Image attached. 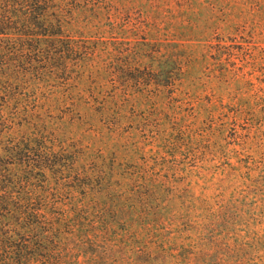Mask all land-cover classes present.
Wrapping results in <instances>:
<instances>
[{
  "label": "rangeland",
  "instance_id": "1",
  "mask_svg": "<svg viewBox=\"0 0 264 264\" xmlns=\"http://www.w3.org/2000/svg\"><path fill=\"white\" fill-rule=\"evenodd\" d=\"M81 3L65 76L42 39L5 58L2 138L37 123L74 154L33 172L64 209L99 204L105 264H264V0Z\"/></svg>",
  "mask_w": 264,
  "mask_h": 264
},
{
  "label": "trees",
  "instance_id": "2",
  "mask_svg": "<svg viewBox=\"0 0 264 264\" xmlns=\"http://www.w3.org/2000/svg\"><path fill=\"white\" fill-rule=\"evenodd\" d=\"M80 1L86 3L87 0H0V75L10 73L5 61L9 53L21 62V57L27 54L26 48L40 52L37 44L42 39L47 46L42 55L46 61L61 60V76H65L68 72L65 57L73 55L75 58L80 53L79 48L84 50L85 39L81 34H76L75 39L63 29L64 16L82 6ZM65 6H69L68 9ZM12 86L8 80H0V144L5 151L0 155V264H30L32 261L105 264V254L112 248H107L103 228L99 227L96 232L95 221L88 217L91 208L98 215L99 204L75 202L68 210L64 209L59 206L62 193L45 185L44 179L40 180L33 172L36 165L42 168L47 163H62L63 159L74 161V154H65L67 148L37 123L32 124L30 131L25 129L2 138L4 132L12 129L17 114L16 111L8 116L3 113L5 108L19 102V85L16 84L15 91ZM30 115L40 119L39 114ZM55 146L59 147L57 151ZM14 164L24 167L14 170ZM8 218L14 219L19 227L17 237L8 234V230L3 231Z\"/></svg>",
  "mask_w": 264,
  "mask_h": 264
}]
</instances>
